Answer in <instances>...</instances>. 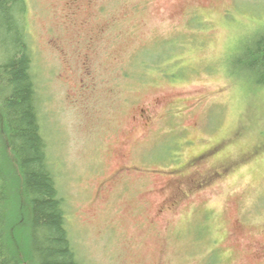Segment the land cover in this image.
Masks as SVG:
<instances>
[{
	"label": "rangeland",
	"instance_id": "1",
	"mask_svg": "<svg viewBox=\"0 0 264 264\" xmlns=\"http://www.w3.org/2000/svg\"><path fill=\"white\" fill-rule=\"evenodd\" d=\"M27 2L80 264H264V85L237 66L264 0Z\"/></svg>",
	"mask_w": 264,
	"mask_h": 264
},
{
	"label": "trees",
	"instance_id": "2",
	"mask_svg": "<svg viewBox=\"0 0 264 264\" xmlns=\"http://www.w3.org/2000/svg\"><path fill=\"white\" fill-rule=\"evenodd\" d=\"M27 0H0V264H80L42 132ZM264 85V33L237 58Z\"/></svg>",
	"mask_w": 264,
	"mask_h": 264
},
{
	"label": "flooded vegetation",
	"instance_id": "3",
	"mask_svg": "<svg viewBox=\"0 0 264 264\" xmlns=\"http://www.w3.org/2000/svg\"><path fill=\"white\" fill-rule=\"evenodd\" d=\"M79 1H81V0H66L67 4L71 7H73ZM69 14L71 15V12ZM70 15L66 14L67 17H69ZM55 40H58V39L53 38L50 40V43L53 46H56ZM139 114H140V117L142 118V121H143L144 125L146 126V128L149 127L156 120V116L152 113V111L147 112L146 108L142 109ZM211 152H214V149H212ZM199 157H202V156L196 154L193 156L192 159L197 160V158H199ZM199 159H201V158H199ZM200 167H201L202 176L200 178H196L197 180L193 179V181L196 182L193 184L196 186V188H200L201 186H203L207 182H211L214 177H216L220 173L226 172V170L229 168L228 166H225V165L219 166L217 169L207 168V167L204 169L202 165H200ZM198 174H199L198 172L195 173L196 176ZM190 183H191V180H190ZM182 186H188V185L184 181H181V183H178L176 185V190H181Z\"/></svg>",
	"mask_w": 264,
	"mask_h": 264
}]
</instances>
